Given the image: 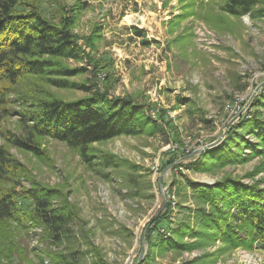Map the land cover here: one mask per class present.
<instances>
[{
    "label": "rangeland",
    "instance_id": "rangeland-1",
    "mask_svg": "<svg viewBox=\"0 0 264 264\" xmlns=\"http://www.w3.org/2000/svg\"><path fill=\"white\" fill-rule=\"evenodd\" d=\"M32 1L56 24L64 14L76 15L72 31L82 57L60 58L57 64L84 70L64 78L94 85L109 98L129 97L151 119L164 113L170 124L161 121L165 132L123 133L95 142L92 163L51 136L39 137L45 153L38 156L9 140L28 130L20 121L22 106L11 94V111L0 116V145L26 168L16 191L32 180L55 187L79 219L72 224L75 239L60 246L44 239L40 226L0 219V264H53L44 249L62 250L66 244L77 251L76 264H264V248L257 241L230 245L217 229L203 225L198 209L211 211L212 205L197 199L194 190V182L212 185L228 174L264 187V153L254 155L249 146L242 150L244 161L207 171L195 168L201 160L208 163V150L233 131L227 139L237 141L242 131L252 144L258 142L243 123L256 112L264 118V14H231L226 0ZM131 14L135 20L128 24ZM46 80L26 82L37 83L41 95L64 100L95 91L94 86L87 91ZM212 143L217 145L207 148ZM105 154H112L117 166H106ZM166 161L172 163L162 167ZM20 204L32 207L26 199ZM167 212L170 229L191 225L182 240L186 248L149 244L150 226ZM170 229L167 237L173 235Z\"/></svg>",
    "mask_w": 264,
    "mask_h": 264
},
{
    "label": "trees",
    "instance_id": "trees-1",
    "mask_svg": "<svg viewBox=\"0 0 264 264\" xmlns=\"http://www.w3.org/2000/svg\"><path fill=\"white\" fill-rule=\"evenodd\" d=\"M224 8L234 15L254 11L264 14V0H226ZM75 22L76 15L72 14H64L60 24L52 22L32 0H0V116L11 111V94H14L22 106L18 111L20 121L28 128L26 135L12 134L10 142L39 156L45 153L39 137L51 136L76 149L87 163H92L94 155L89 152L95 142L123 133L165 132L161 121L166 123L168 120L164 113L153 120L138 102L129 97L109 98L94 85L64 78L84 70V67L57 64L60 58L82 57L83 49L72 31ZM33 78H47L46 81L58 87L75 86L87 91L95 87V91L72 100L48 97L38 92L37 83L26 82ZM243 127L258 137L256 144H252L241 131L236 134L241 143L235 149L233 142L237 141L231 140L233 131L227 136L231 139L226 138L216 148L208 150V163L199 161L195 164L196 170L207 171L244 161L247 159L242 151L245 146L251 147L254 155L264 153V118L256 112L243 123ZM102 162L106 166H117L112 154L103 155ZM170 163L172 161H166L162 167ZM25 171V166L9 149L0 145V219L15 221L25 228L40 226L43 238L52 245L60 246L75 239L72 224L79 219V214L65 197L60 198L57 188L32 180L30 187L20 193L16 191L21 184L18 178ZM194 184L197 199L212 205L211 211L204 207L198 209L206 228L217 229L216 233L230 245L252 246L257 241L264 248V187L230 174L212 185ZM24 199L31 202L32 207L23 208L20 201ZM56 199L61 201L57 203ZM168 215L169 212L154 219L148 230L149 244L162 248H186L182 240L191 232V225L170 229L165 225ZM169 229L173 235L167 237ZM52 245L44 252L53 264H76L74 247L66 244L64 249L54 250ZM95 252L101 259L99 251Z\"/></svg>",
    "mask_w": 264,
    "mask_h": 264
},
{
    "label": "bare ground",
    "instance_id": "bare-ground-1",
    "mask_svg": "<svg viewBox=\"0 0 264 264\" xmlns=\"http://www.w3.org/2000/svg\"><path fill=\"white\" fill-rule=\"evenodd\" d=\"M136 15H128L126 18H125V22H127L128 24H132L134 22V18H135ZM207 181H210V179L208 178Z\"/></svg>",
    "mask_w": 264,
    "mask_h": 264
},
{
    "label": "water",
    "instance_id": "water-1",
    "mask_svg": "<svg viewBox=\"0 0 264 264\" xmlns=\"http://www.w3.org/2000/svg\"><path fill=\"white\" fill-rule=\"evenodd\" d=\"M215 145H217V144L216 143L209 144V145H207V148L213 147Z\"/></svg>",
    "mask_w": 264,
    "mask_h": 264
},
{
    "label": "built area",
    "instance_id": "built-area-1",
    "mask_svg": "<svg viewBox=\"0 0 264 264\" xmlns=\"http://www.w3.org/2000/svg\"><path fill=\"white\" fill-rule=\"evenodd\" d=\"M180 168H182V165H181V167Z\"/></svg>",
    "mask_w": 264,
    "mask_h": 264
}]
</instances>
